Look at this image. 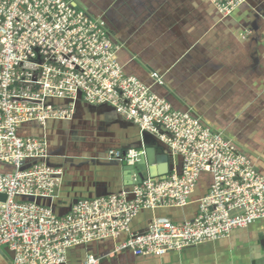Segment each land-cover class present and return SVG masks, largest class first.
Returning a JSON list of instances; mask_svg holds the SVG:
<instances>
[{"label":"built area","instance_id":"1","mask_svg":"<svg viewBox=\"0 0 264 264\" xmlns=\"http://www.w3.org/2000/svg\"><path fill=\"white\" fill-rule=\"evenodd\" d=\"M209 2L227 17L249 0ZM120 48L103 20L69 0H0V162L14 169L0 173V194L7 196L0 200V251L13 254L12 264H69L70 250L124 233L128 238L115 253L162 257L264 221V174L223 133L127 75ZM152 77L164 83L158 73ZM79 102L113 108L156 137L171 157H181L182 168L141 183L135 179L118 194L77 200L65 215L39 204L59 196L63 173L50 164L47 141L23 131L72 121ZM144 154L143 148L110 150L107 159L133 166ZM203 175H210L211 185L193 201ZM193 202L198 214L191 220L154 214L146 232L132 230L142 211ZM100 261L87 254L79 264Z\"/></svg>","mask_w":264,"mask_h":264},{"label":"crops","instance_id":"2","mask_svg":"<svg viewBox=\"0 0 264 264\" xmlns=\"http://www.w3.org/2000/svg\"><path fill=\"white\" fill-rule=\"evenodd\" d=\"M69 1L106 23L121 47L118 57L127 75L151 86L175 110L189 112L223 133L264 174V0H249L227 17L209 0ZM153 73L164 83H156ZM25 133L44 138L50 164L62 169L59 196L37 200L58 215L68 214L77 200L118 194L134 184L136 177L125 170L127 164L107 159L110 150L143 148L150 152L154 169L165 155L170 169L183 166L181 157H171L156 137L142 133L109 106L79 102L72 121H51ZM13 171L0 162V173ZM211 182L210 175L201 177L193 201L208 192ZM154 214L184 222L196 217L198 204L142 211L132 222L133 232H146ZM127 238L124 233L116 240L72 249L68 263L79 264L92 254L100 264H264V221L162 257L115 253ZM12 261L13 254L2 249L0 264Z\"/></svg>","mask_w":264,"mask_h":264},{"label":"water","instance_id":"3","mask_svg":"<svg viewBox=\"0 0 264 264\" xmlns=\"http://www.w3.org/2000/svg\"><path fill=\"white\" fill-rule=\"evenodd\" d=\"M149 160H151L150 152L145 151V154L140 157L139 161L135 165H127L125 170L128 171L129 174L135 175L137 183H141L142 181L149 178L154 179L165 177L169 174L170 162L166 155L162 158L161 166L156 167L157 169H154ZM6 199L7 196L5 194H0L1 201H6Z\"/></svg>","mask_w":264,"mask_h":264},{"label":"rangeland","instance_id":"4","mask_svg":"<svg viewBox=\"0 0 264 264\" xmlns=\"http://www.w3.org/2000/svg\"><path fill=\"white\" fill-rule=\"evenodd\" d=\"M107 30H108V29H107ZM108 32H109V31H108ZM33 126H34V129L39 127L37 124H35V125H33Z\"/></svg>","mask_w":264,"mask_h":264},{"label":"trees","instance_id":"5","mask_svg":"<svg viewBox=\"0 0 264 264\" xmlns=\"http://www.w3.org/2000/svg\"><path fill=\"white\" fill-rule=\"evenodd\" d=\"M25 136H26V133H25Z\"/></svg>","mask_w":264,"mask_h":264}]
</instances>
